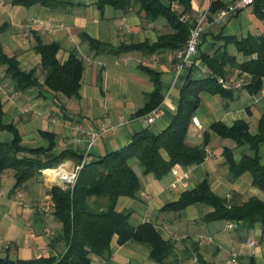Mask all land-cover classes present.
<instances>
[{
  "label": "crops",
  "instance_id": "crops-1",
  "mask_svg": "<svg viewBox=\"0 0 264 264\" xmlns=\"http://www.w3.org/2000/svg\"><path fill=\"white\" fill-rule=\"evenodd\" d=\"M11 1L0 0V44L6 56L14 57L25 71L36 69L40 84L44 79L39 69L40 55L34 50L38 43L59 45L56 57L61 63L74 54L83 64L78 94L70 98L45 87L16 92L0 67V107L5 122L15 125L22 145L29 148L45 145L40 132L54 134L56 147L46 159L67 149L85 154L84 142L76 143L73 139L76 128L86 124L102 129L84 158L86 161L125 147L136 132H162L176 113L184 83L207 75L201 56L213 55L223 45L220 38L264 36V19L254 14L252 4L234 11L221 25L207 20L191 67L176 74L175 51L104 53L90 48L86 40L93 39L115 50L121 46L153 44L173 33L162 18L147 21L137 7L124 12L105 6L100 11L97 0H65L67 4L56 8L40 5L24 8L13 6ZM211 1L226 7L239 0H190L191 18L194 20L207 11ZM226 50L238 63L244 60L233 45H228ZM144 68L159 73L162 84L163 99L156 108L158 116L150 124L146 121L149 113L136 116L154 88ZM246 80L245 74L239 75L237 70L228 67L224 83L228 84L226 89L232 91V97L200 94L199 106L187 129V146L202 145L203 133L215 122L231 127L242 120L248 124L251 134L256 132L257 121L264 114V88L251 96L244 88ZM11 139L9 133L0 132V141L9 143ZM225 148L234 151L237 161L248 150L247 146L237 147L233 141L211 134L205 148L208 153L201 164L189 168L174 166L160 179L152 174L144 175L136 159L128 161L138 177L139 190L133 198H119L116 211L129 212L132 226L144 222L153 224L161 237L173 244V252L165 264H231L234 256L237 264H249L250 259L254 264H264V226L249 229L239 222L235 229L226 230L224 221L204 223L202 218L211 209L201 204L178 213L162 211L164 205L176 202L183 192L192 190L203 180L208 181L217 197L235 205L244 204L252 197L264 201V193L251 185L248 173L231 180L222 156ZM258 154L264 165V143ZM59 166L68 174L78 165L67 160ZM53 171H41L14 192H11L15 183L13 172L6 170L1 175L0 257L32 261L58 258L65 252V243L60 239L61 224L52 215L53 204L48 194L58 185L51 177ZM173 171L186 178L176 179ZM100 203L105 204V200ZM116 241L113 237L108 257L90 256L91 264H158L150 260L145 246L132 242L120 246ZM251 241L254 247L247 245Z\"/></svg>",
  "mask_w": 264,
  "mask_h": 264
},
{
  "label": "trees",
  "instance_id": "trees-1",
  "mask_svg": "<svg viewBox=\"0 0 264 264\" xmlns=\"http://www.w3.org/2000/svg\"><path fill=\"white\" fill-rule=\"evenodd\" d=\"M190 3V0H97L96 7L100 11L105 6L124 12L137 7L147 21L164 19L173 33L160 37L153 44L121 46L116 50L93 39L86 40L90 48L95 47L104 53L119 54L133 50L150 53L159 49H182L194 21L189 15ZM11 4L24 8L34 5L56 8L67 2L12 0ZM173 4L180 6L181 10L173 9ZM252 5L254 14L259 19H264V0H253ZM223 8L225 7L220 2L211 1L207 10L208 20H211L212 14ZM185 14L190 16L187 21L182 20ZM220 39L223 45L213 55L201 56L208 71L205 78L187 80L180 89L176 113L165 130L158 134L148 130L136 132L125 147L94 160L84 159L88 153L85 155L68 149L54 154L52 159H46L45 156L52 153L56 147L55 135L40 132L45 145L39 148L23 146L19 131L14 124L5 122L0 107V132L9 133L12 137L9 143L0 141V177L6 170L13 172L15 183L11 192L37 177L41 171L56 169L67 160L81 165L73 186L63 185L62 188L53 187L48 191L53 204L52 215L61 224L60 239L65 243V252L58 258H39L32 261L0 257V264H91L92 255L101 258L109 256L113 237L117 238L116 242L120 246L127 242L145 246L149 250L150 260L165 264L173 252V244L164 240L153 224L144 222L132 226L129 222V212L116 211L119 198H133L139 190L138 177L129 167L128 161L136 159L144 175L152 174L154 178L160 179L174 166L189 168L201 164L206 157L205 148L211 134L220 139L231 140L237 147L247 146V152H242L238 161L234 158V151L225 148L222 153L224 165L231 175V180L248 173L251 176V185L264 193V165L260 163L258 154L260 145L264 143V114L259 117L254 134L249 132L248 124L242 120L236 121L231 127L215 122L203 133L202 145L189 147L185 144L188 126L200 103V94L232 97V91L220 83L225 78L228 67L237 70L239 75L247 76L244 88L249 95L256 96L264 88V36ZM228 45H233L242 55L244 60L241 63L228 54ZM34 50L40 55L39 69L44 78L42 84L38 81L36 69H21L14 57L3 53L0 44V67L4 68V76L11 81L14 91L24 92L45 87L68 98L76 96L83 72L81 60L70 54L65 62H59L56 56L60 47L54 43H38ZM144 71L150 77L154 88L147 95L144 107L136 116L147 115L159 107L163 99L159 73L147 68H144ZM102 200H105L103 205L100 203ZM196 204L211 209L202 218L204 223L241 222L249 229L256 225L264 226V201L252 197L244 204L235 205L217 197L211 191L207 180L198 183L192 190L183 192L176 202L164 205L162 211L178 213ZM249 264H254L253 259L249 260Z\"/></svg>",
  "mask_w": 264,
  "mask_h": 264
},
{
  "label": "built area",
  "instance_id": "built-area-1",
  "mask_svg": "<svg viewBox=\"0 0 264 264\" xmlns=\"http://www.w3.org/2000/svg\"><path fill=\"white\" fill-rule=\"evenodd\" d=\"M253 3V0H239L238 3L232 4L229 6H226L223 9H220L216 11L214 14L211 15V21L214 24L221 25L227 21V19L230 17V15L247 5H251ZM173 9L179 10L180 6L173 4ZM208 11H204L203 13L199 14L193 21L192 26L190 28V33L188 40L184 47L182 49H178L175 51V56L178 60V63L175 67V73L179 74L185 69H188L191 67L193 63V59L197 53L198 44L200 42L201 34L204 30V26L206 25V22L208 20ZM190 18L188 14H185L182 16L183 21H187ZM238 86H240L238 84ZM224 88H229L228 85L223 83ZM158 116V110L154 109L152 110L149 115L147 116V123H153L154 119ZM193 123L197 124L196 120L193 119ZM102 133V129L97 130L91 127L90 124H86L84 127H77L76 128V136L73 139L76 143L84 142L85 144V154H87L94 144V142L97 140L98 137H100ZM208 153V151L206 150ZM61 167V166H59ZM81 169L80 166H76L71 173L66 174V179H61L64 181L63 185H71L75 183V180L77 178L78 172ZM174 175L176 176V179L181 180L186 178V176H179L175 171H173ZM239 224V222H226L225 229L226 230H233L236 228V226ZM247 245L249 247H254V242H247ZM231 264H237L235 256L231 260Z\"/></svg>",
  "mask_w": 264,
  "mask_h": 264
},
{
  "label": "bare ground",
  "instance_id": "bare-ground-1",
  "mask_svg": "<svg viewBox=\"0 0 264 264\" xmlns=\"http://www.w3.org/2000/svg\"><path fill=\"white\" fill-rule=\"evenodd\" d=\"M52 177H59L60 179H66L65 171L62 167L59 168L58 171H56Z\"/></svg>",
  "mask_w": 264,
  "mask_h": 264
},
{
  "label": "rangeland",
  "instance_id": "rangeland-1",
  "mask_svg": "<svg viewBox=\"0 0 264 264\" xmlns=\"http://www.w3.org/2000/svg\"><path fill=\"white\" fill-rule=\"evenodd\" d=\"M2 74H3V72H2ZM4 75V74H3ZM1 76V75H0ZM1 79H3L2 77H1ZM225 79V78H224ZM224 79L223 80H221V84H222V86H223V83H224ZM246 82V81H245ZM228 85V84H227ZM60 168V167H59ZM59 168L57 167L56 168V171H58L59 170ZM52 170H54L53 172H52V175L56 172L55 171V169H52ZM52 177V176H51ZM54 179H56L57 180V182L59 183V184H63L64 183V181L63 180H61L59 177H54Z\"/></svg>",
  "mask_w": 264,
  "mask_h": 264
},
{
  "label": "water",
  "instance_id": "water-1",
  "mask_svg": "<svg viewBox=\"0 0 264 264\" xmlns=\"http://www.w3.org/2000/svg\"><path fill=\"white\" fill-rule=\"evenodd\" d=\"M56 187H60V188H62V187H63V184H59V183H58V185H57Z\"/></svg>",
  "mask_w": 264,
  "mask_h": 264
}]
</instances>
